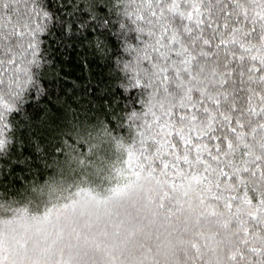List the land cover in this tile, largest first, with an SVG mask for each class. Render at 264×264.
I'll return each mask as SVG.
<instances>
[{"label":"snow or ice","instance_id":"6c2138e0","mask_svg":"<svg viewBox=\"0 0 264 264\" xmlns=\"http://www.w3.org/2000/svg\"><path fill=\"white\" fill-rule=\"evenodd\" d=\"M0 264H264V0H0Z\"/></svg>","mask_w":264,"mask_h":264}]
</instances>
